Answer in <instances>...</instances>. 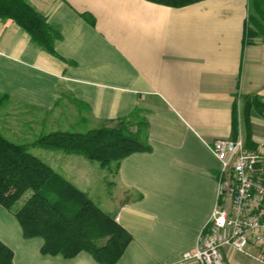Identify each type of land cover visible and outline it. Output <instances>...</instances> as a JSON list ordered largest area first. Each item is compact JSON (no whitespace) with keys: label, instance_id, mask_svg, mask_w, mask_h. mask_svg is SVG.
Instances as JSON below:
<instances>
[{"label":"crops","instance_id":"crops-1","mask_svg":"<svg viewBox=\"0 0 264 264\" xmlns=\"http://www.w3.org/2000/svg\"><path fill=\"white\" fill-rule=\"evenodd\" d=\"M30 2L63 37L54 55L13 19L0 18V93L8 96L0 133L32 143L55 131L115 126L139 108L151 150L124 157L114 175H106L114 164L103 167L80 154L31 151L132 234L115 264H199L182 257L196 248L217 200L220 161L208 144L239 135L250 148L264 142V112L245 105L247 97L264 100V41L246 36L250 0L182 7L149 0ZM0 239L13 250L14 264H100L85 251L72 258L42 253L44 239L25 237L1 204ZM224 251L228 264H264L231 247Z\"/></svg>","mask_w":264,"mask_h":264},{"label":"trees","instance_id":"trees-1","mask_svg":"<svg viewBox=\"0 0 264 264\" xmlns=\"http://www.w3.org/2000/svg\"><path fill=\"white\" fill-rule=\"evenodd\" d=\"M182 7L202 0H149ZM247 37L264 41V0H250ZM92 24L95 18L84 13ZM0 18L13 19L28 32L37 46L57 55L60 28L49 22L30 0H0ZM8 96L0 93V105ZM246 110L264 112V100L247 97ZM148 122L139 108L115 126H102L85 132L55 131L40 135L32 143H16L0 133V204L14 213L25 237L44 239V254L72 258L90 253L100 264H115L132 240V234L104 211L85 191L57 172L31 151L41 146L83 155L103 167L115 164L136 151H150L143 139ZM0 264H14V252L0 239Z\"/></svg>","mask_w":264,"mask_h":264},{"label":"built area","instance_id":"built-area-1","mask_svg":"<svg viewBox=\"0 0 264 264\" xmlns=\"http://www.w3.org/2000/svg\"><path fill=\"white\" fill-rule=\"evenodd\" d=\"M220 161L217 200L196 248L182 260L228 264L226 247L264 262V142L250 148L244 136L208 144ZM249 245L259 249L248 250Z\"/></svg>","mask_w":264,"mask_h":264},{"label":"rangeland","instance_id":"rangeland-1","mask_svg":"<svg viewBox=\"0 0 264 264\" xmlns=\"http://www.w3.org/2000/svg\"><path fill=\"white\" fill-rule=\"evenodd\" d=\"M4 105V104H3ZM3 105H0V118L2 117H5V115L7 114V112H5L3 109H2V106ZM30 113H34L32 110L30 111ZM36 115H29L28 114V119L29 120H31L33 117H35ZM16 119L17 120H14V122H17L16 124H17V127H19V126H21L22 124H24L25 123V119L23 118V120L20 118V116L19 115H16ZM24 117H26V116H24ZM21 122V123H20ZM118 124V123H117ZM117 124H115V125H117ZM21 127H24V126H21ZM76 130H79V128H77ZM20 130H18V132H19ZM88 131V130H87ZM30 134H32L31 132H29ZM44 148V147H43ZM43 148H41L40 146H37V147H34V150L37 152V151H42V150H44ZM115 165V164H114ZM113 165V168L111 169V170H109V168H106V175H107V172H110L111 171V173H110V175H114V171H115V167L116 166H114ZM109 188V187H108ZM108 191H107V193L110 191H113L114 189H112V188H109V189H107ZM106 193V194H107Z\"/></svg>","mask_w":264,"mask_h":264}]
</instances>
